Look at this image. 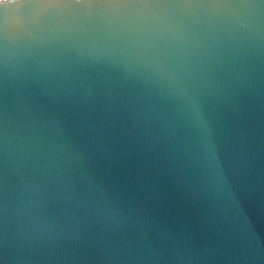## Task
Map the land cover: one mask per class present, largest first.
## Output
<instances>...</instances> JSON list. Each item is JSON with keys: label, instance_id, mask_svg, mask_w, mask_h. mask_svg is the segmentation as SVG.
<instances>
[{"label": "water", "instance_id": "1", "mask_svg": "<svg viewBox=\"0 0 264 264\" xmlns=\"http://www.w3.org/2000/svg\"><path fill=\"white\" fill-rule=\"evenodd\" d=\"M0 264H264V0L0 4Z\"/></svg>", "mask_w": 264, "mask_h": 264}, {"label": "clouds", "instance_id": "2", "mask_svg": "<svg viewBox=\"0 0 264 264\" xmlns=\"http://www.w3.org/2000/svg\"><path fill=\"white\" fill-rule=\"evenodd\" d=\"M10 0H0V4H5V3H9Z\"/></svg>", "mask_w": 264, "mask_h": 264}]
</instances>
